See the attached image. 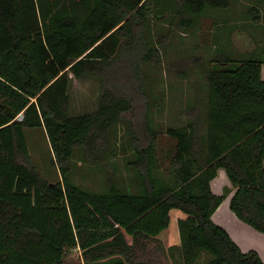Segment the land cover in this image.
Wrapping results in <instances>:
<instances>
[{"label":"trees","instance_id":"1","mask_svg":"<svg viewBox=\"0 0 264 264\" xmlns=\"http://www.w3.org/2000/svg\"><path fill=\"white\" fill-rule=\"evenodd\" d=\"M236 2L0 0V264H264L212 220L234 190L230 210L264 234V45L230 48L235 24L218 16ZM254 4L242 14L252 25ZM177 29L199 32L210 58L196 57L203 83L187 115L159 127L147 68ZM84 77L95 105L73 110L72 81ZM27 128L44 130L59 178L32 159ZM120 155L129 185L73 180L77 165L114 168ZM219 168L232 188L215 194ZM172 210L179 242L164 244Z\"/></svg>","mask_w":264,"mask_h":264},{"label":"rangeland","instance_id":"2","mask_svg":"<svg viewBox=\"0 0 264 264\" xmlns=\"http://www.w3.org/2000/svg\"><path fill=\"white\" fill-rule=\"evenodd\" d=\"M235 8L231 16L227 17L228 10H222L218 19L227 18V22L234 23L235 26L230 32V40L232 49L239 51L252 50L255 47L264 45V2L256 4V0H237ZM255 3V4H254ZM254 4L257 6V14L259 15L256 25L248 22L244 17L243 11ZM223 13V14H222ZM229 19V20H228ZM209 20H205L204 29H208ZM167 25L160 21V24L154 25V31H164ZM227 30V28H225ZM199 32H183L176 30L172 37L164 44L162 58L159 64H153L147 68L148 72L156 79L153 86L155 97L157 98V108L154 111L155 123L159 127L166 124H179L185 115L186 109L191 105L196 97L200 95V87H202L203 73L197 66L196 57L208 61L210 58V49L204 46ZM261 34V35H260ZM96 87V88H95ZM98 88L96 82L90 77L82 79L73 78L70 95L72 98V109H91L95 105L96 94ZM141 100H139L140 102ZM141 105L136 111L140 117ZM29 136V144L31 156L34 162L39 166L42 174L49 180L59 178V171L50 164V154L52 156L48 139L44 130L25 129ZM121 155L112 161L111 164H105L102 168H96L87 163L77 165L72 177L73 180L90 189L98 190L102 186L108 174H112L115 178H123V181L129 180L130 173L126 171ZM129 185V183H128ZM228 188H232L231 185ZM178 210H172L171 222L169 227L161 237H164L165 243L176 244L179 242L178 231L174 217ZM67 261H76L79 259L80 252L77 248L66 251Z\"/></svg>","mask_w":264,"mask_h":264},{"label":"crops","instance_id":"3","mask_svg":"<svg viewBox=\"0 0 264 264\" xmlns=\"http://www.w3.org/2000/svg\"><path fill=\"white\" fill-rule=\"evenodd\" d=\"M261 75L264 79V64L261 68ZM230 185L231 184L225 170L223 168H219L217 170L215 178L210 182L212 192L215 194H222L223 189L225 187H230ZM233 191L234 190H232L229 195H227L223 199L221 204L212 214V220L217 224L223 226L243 251L255 249L259 252L261 258L264 259V234L256 231L248 224L239 220L229 208V199ZM173 213H176V216L174 217V223H176L177 218L182 216L183 214L179 211H175ZM165 231L166 230H164L162 233H164ZM162 233L159 234L158 238H160L162 242L166 244L164 237H161Z\"/></svg>","mask_w":264,"mask_h":264}]
</instances>
